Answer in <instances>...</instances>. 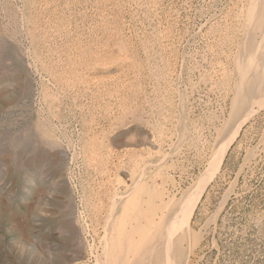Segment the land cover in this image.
Segmentation results:
<instances>
[{
	"label": "rangeland",
	"instance_id": "obj_1",
	"mask_svg": "<svg viewBox=\"0 0 264 264\" xmlns=\"http://www.w3.org/2000/svg\"><path fill=\"white\" fill-rule=\"evenodd\" d=\"M0 58V264H40L55 245L40 242L52 231L46 213L33 215L29 244L5 217L10 207L24 220L28 184H67L86 260L132 170L148 167L173 216L215 165L174 262L264 264V105L254 104L264 99V0H0ZM39 122L66 159L55 179L43 166L17 170L11 157L25 132L37 142Z\"/></svg>",
	"mask_w": 264,
	"mask_h": 264
},
{
	"label": "bare ground",
	"instance_id": "obj_2",
	"mask_svg": "<svg viewBox=\"0 0 264 264\" xmlns=\"http://www.w3.org/2000/svg\"><path fill=\"white\" fill-rule=\"evenodd\" d=\"M245 76H247V73L245 74ZM243 81H245V78H243ZM251 99H253L254 101L256 100L254 98ZM241 102H243L242 99ZM251 103L253 106L254 102ZM254 104L255 106H263L264 99L257 100ZM249 109V111L247 110V114H244L245 116L241 119V121L239 120L237 125L234 126L230 134L219 146L217 156L215 158V163H220L222 161L229 146L238 135L243 124L255 112L254 106L250 107ZM36 125L37 124H35V126ZM45 125L46 124H42L41 122L37 127L39 128V138L36 139V143L31 139L32 133L30 134L28 132H25L20 137L15 136L17 138L13 137L15 138L13 141L10 139L12 141L11 145L13 146V148L20 150L18 155H16L17 153L14 154L12 152L11 157L14 156L13 158H15L16 156L19 160V162L16 164L17 166L15 167V169L22 170L27 174L30 172V169L36 170L39 167L43 166L45 167V170L47 169L46 172L48 174H50L52 177L54 175L55 179L57 176H62L63 170L65 168L63 162L66 159L64 160L63 158H61L63 156H61L62 151L59 150V146L56 142H54L53 138L51 139L50 132ZM159 162H161V160ZM155 163L157 164V162ZM215 166H213L211 170L207 172L205 178H203V180L201 181L200 188H198L199 190L191 196L189 203L187 202L185 205H182L181 210L173 216H165V213H163L160 208L161 206L164 207V205L165 207L168 206H166L165 204L163 195L161 193H158L156 190L149 188L150 186L145 172L146 168L148 167L146 166L142 173H137L138 175L136 174L135 170H132L130 172L132 184H128L127 187H124L126 188L125 192L119 193L118 191H116L114 195H112V205L108 210H106L107 216L102 228L104 231V234H102L103 237H100L101 240L98 246H90V249L85 251L86 260H82L84 259L85 249L83 250L82 247H80L81 245L78 246L76 244V236L79 231H77L76 227L74 226L75 223L73 222V219L78 216H76L75 214L76 217L71 218V216H73V203L71 204L70 199L66 195L67 184L65 185L63 182H55L54 184L50 185L43 180H40L38 183H36L35 187H33L31 184H28L26 187L27 193L25 194V197H28V194H33L34 197L30 198L29 200H24L22 206V218L24 220H22L21 223L18 222V215L14 211H12V208L10 207H7L5 211V217L11 225L15 224L13 225L14 230L19 229L23 237L22 239L26 244L30 242L29 240L32 238L31 235L36 229V227L32 224L33 215L36 212L38 215L39 213H46L48 215L46 216V219H43L39 215L41 221L44 222V226L51 225L52 228V231L45 238H40V242L44 243L43 241L49 240L55 245L50 249L49 255H45V258L41 261L40 264H72L73 261H77L76 264H88L90 263L89 261L91 260V258H94V264H175L177 260L173 259V251L175 248V241L177 242V238H179V236L177 238L176 236L184 228L186 224L185 222L192 216L196 204L202 195V192L213 176V172L216 169ZM161 172L162 170L160 171V173ZM153 175H157V172ZM156 179L154 180L156 181ZM25 182H27V180ZM110 189L112 190L113 188ZM48 195H50L51 198L49 202V205H51V207L44 210L41 206V202H43L42 199L46 196L48 197ZM66 197L68 198L67 200ZM156 199L159 200L156 202ZM168 200H173V198ZM168 204L171 205L169 202ZM95 208H98L97 205L96 207H94V209ZM159 209L161 210V212ZM167 209L164 208V210ZM158 211L160 213H158ZM174 211L175 210H171V212ZM97 236L99 237V235ZM29 254L30 253H27L25 255L26 262L30 259ZM175 257L177 256L175 255ZM159 259L160 261L157 262V260ZM174 260L176 262H174Z\"/></svg>",
	"mask_w": 264,
	"mask_h": 264
}]
</instances>
